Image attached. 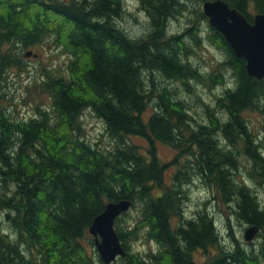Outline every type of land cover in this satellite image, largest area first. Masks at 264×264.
<instances>
[{
  "label": "trees",
  "instance_id": "trees-1",
  "mask_svg": "<svg viewBox=\"0 0 264 264\" xmlns=\"http://www.w3.org/2000/svg\"><path fill=\"white\" fill-rule=\"evenodd\" d=\"M191 1L139 0L150 29L136 39L116 23L122 0H0V264H103L88 227L109 201L124 198L149 238L166 247L162 264H190L196 245L220 248L209 264H263L264 206L252 187L264 186L258 144L264 136V78L248 76L245 60L212 26L208 37L222 60L207 73L191 61L204 44L201 23L207 19L204 0ZM224 1L248 21L252 12L264 13V0ZM186 13L194 21L189 17L183 33L168 34L171 19ZM47 39L69 56L67 69L36 79L33 88L49 102L17 119L6 104L4 81L25 65V49ZM201 83L209 89L226 85L214 97L218 116L209 123L194 120L187 99L175 97L182 91L173 85L194 96V84ZM148 106L153 113L146 119ZM85 111L103 122L108 145L86 139ZM252 111L261 120L258 132L247 120ZM134 137L149 148L142 152ZM156 142L184 149L193 159L169 185L161 184L166 165L157 159ZM242 169L248 184L238 179ZM197 174L208 178L236 218L258 226L256 249L253 242L248 250L239 244L223 248L207 212L195 222L172 221L182 220V186ZM120 217L114 223L124 246L135 234L116 227ZM133 257L125 259L147 264Z\"/></svg>",
  "mask_w": 264,
  "mask_h": 264
},
{
  "label": "rangeland",
  "instance_id": "rangeland-1",
  "mask_svg": "<svg viewBox=\"0 0 264 264\" xmlns=\"http://www.w3.org/2000/svg\"><path fill=\"white\" fill-rule=\"evenodd\" d=\"M188 2L191 4L192 1L188 0ZM122 4L123 9L121 15L119 16L121 19L116 20L119 28L132 38L138 39L139 37L146 35L150 29L149 18L140 9L139 0H122ZM252 13L253 15L255 14V12ZM189 17H192L193 19V16L187 13L186 15H179L177 18L171 19L168 24V34L183 33L186 25L188 24ZM192 21H194V19ZM201 25L204 44H201L199 48L195 49L194 55L191 57V61L199 69L207 73L222 60L223 52L209 40L208 35L210 25L208 23V19L203 20ZM41 44L42 45L32 46L25 49L23 53L31 51L30 56H25L24 54L22 55L25 65L22 69L18 70V72H11L7 75L6 80L4 81L6 104L10 105V111L17 119L30 118L33 114L36 103L44 107L49 102L46 94L39 96L36 93L33 88L35 80L43 77L44 72L49 70L54 72H63L67 69L66 66L70 58L67 54L61 51V48L53 46L48 39ZM230 82V74H227V83ZM173 86L180 88L182 92L178 93L175 97L181 96L182 98L187 99L191 111L190 114L193 115L194 120L198 123H209L210 121H214L213 116H218V110H216L214 97L220 95L225 90L226 85H217L215 88L209 89V86L203 83L194 84L197 92L194 96L192 94L188 96L186 91L178 84ZM151 108L152 107L148 106L144 112V117L146 119L153 113ZM247 120H249L250 124L257 132L261 130V120L258 113L252 111L250 114H247ZM82 121L86 131V139L92 143L101 140L102 146L108 145L109 138L105 136V126L96 115L85 111L82 116ZM259 138L261 139L258 140V144L261 145L260 150L263 151L264 156L263 134H259ZM133 142L138 146L143 147L142 152H145V150L149 148V145L144 138L134 137ZM183 147L185 148V146ZM155 149L158 161H160L161 164L166 165L163 170L164 182H161L162 185H169L175 171L180 170L185 162L189 164L193 162L190 155L188 156L187 154L182 153L184 149L175 150L169 145H165L161 142H156ZM243 156V153L240 152L238 155L239 160L246 163V159H244ZM241 171L243 173L238 174L239 181H245V184H248L249 181L245 180V178H248L246 173L247 170L242 169ZM197 176L198 177L195 175L191 176L190 180L182 186V191L185 196L183 205H189V213H191V211L194 213L196 210L208 213V215L213 219L214 229L220 237L223 248L232 250V248H235L236 244H239L243 249H250V247H252L250 242L245 241L243 237L245 228L248 226L247 223L236 218L235 215L229 211L227 206L221 202L219 198L220 194L215 192L211 183H208V178L203 180L199 174H197ZM252 189L254 190V193H256L260 204L264 206V186H258L255 184ZM125 213L126 214L122 213L120 222L116 225V227L119 226L124 228L125 232L135 234V236H131L126 240L125 247L128 249V254L142 258L147 264H153L149 256L150 254L157 255L154 241H152L146 233V227H144L141 222H137V213L135 210H131L130 208L129 211ZM180 217L183 218L182 210L180 212ZM172 221L182 224V220L177 219V217H174ZM89 236L91 235L89 234ZM91 237L93 238V236ZM259 240L260 237L257 234L251 241L254 243L253 247H255V249L259 245ZM219 249L220 248L217 246H213L209 247V249L206 248L202 252L194 253L193 259L195 264H209V262L213 261V259L219 257ZM90 251L94 252L92 248H90ZM96 254L98 255L97 249L95 255ZM135 257H133V259ZM164 259L165 257L162 255L161 260ZM114 264H129V261L126 260L124 256L123 258H117Z\"/></svg>",
  "mask_w": 264,
  "mask_h": 264
},
{
  "label": "water",
  "instance_id": "water-1",
  "mask_svg": "<svg viewBox=\"0 0 264 264\" xmlns=\"http://www.w3.org/2000/svg\"><path fill=\"white\" fill-rule=\"evenodd\" d=\"M202 13L207 17L210 26L225 37L235 56L245 60L248 76L258 80L264 78V13H255L248 21L242 12L231 8L224 0H204ZM26 52L25 56H30ZM131 200L124 198L109 201L90 223L88 232L94 237L95 248L104 264H112L118 257L126 255L119 235L115 230V219L129 211ZM260 229L256 225L245 228L244 239L251 242Z\"/></svg>",
  "mask_w": 264,
  "mask_h": 264
},
{
  "label": "flooded vegetation",
  "instance_id": "flooded-vegetation-1",
  "mask_svg": "<svg viewBox=\"0 0 264 264\" xmlns=\"http://www.w3.org/2000/svg\"><path fill=\"white\" fill-rule=\"evenodd\" d=\"M180 208L182 210V216H183V218L181 217L182 223L183 222L184 223H187V222H195V219L197 218V215L199 214V210L194 211V213H193V211H191V213H189V209H190L189 208V205H183V204H182V206ZM150 239L152 241H154V244L156 246V254L157 255H160L161 253L162 254L160 256H157L155 254L154 255L153 254H150L149 258H150V260L152 261L153 264H162L161 263L162 262V260H161L162 255H163V257L166 258V251H167L166 250V247L161 242L155 240L154 238H151L150 237ZM122 247L125 248L126 254H128L129 252H128V249L125 247V245L122 246ZM202 251H203V248L200 245H196V247H194V248H192L190 250V252L188 254L189 259H190V264H195L194 259H193L194 253H196V252H202ZM124 256H126V255H124Z\"/></svg>",
  "mask_w": 264,
  "mask_h": 264
}]
</instances>
